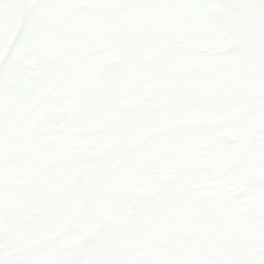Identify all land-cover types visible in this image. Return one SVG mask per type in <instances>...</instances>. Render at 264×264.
Segmentation results:
<instances>
[{"label":"snow or ice","instance_id":"1","mask_svg":"<svg viewBox=\"0 0 264 264\" xmlns=\"http://www.w3.org/2000/svg\"><path fill=\"white\" fill-rule=\"evenodd\" d=\"M0 264H264V0H0Z\"/></svg>","mask_w":264,"mask_h":264}]
</instances>
